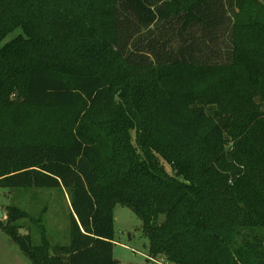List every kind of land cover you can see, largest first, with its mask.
I'll use <instances>...</instances> for the list:
<instances>
[{
	"label": "trees",
	"instance_id": "1",
	"mask_svg": "<svg viewBox=\"0 0 264 264\" xmlns=\"http://www.w3.org/2000/svg\"><path fill=\"white\" fill-rule=\"evenodd\" d=\"M240 12L238 0H0V42L22 30L0 45V188L69 201L66 244L47 238L46 207L6 206L0 229L32 264H116V204L167 264H264V0ZM212 69L251 76L199 72ZM26 218L37 244L17 231Z\"/></svg>",
	"mask_w": 264,
	"mask_h": 264
},
{
	"label": "rangeland",
	"instance_id": "2",
	"mask_svg": "<svg viewBox=\"0 0 264 264\" xmlns=\"http://www.w3.org/2000/svg\"><path fill=\"white\" fill-rule=\"evenodd\" d=\"M243 15L252 3V0H238ZM22 33L17 28L8 33L0 42V45L10 41L16 35ZM117 65L110 62L108 77L110 82L117 80L119 73ZM201 74L207 75L210 82L224 81L228 76L235 80H248L250 73L247 69L230 71L228 69L200 70ZM143 71L141 72V77ZM222 81V82H223ZM211 109L214 107L211 106ZM170 171V168L166 166ZM10 203L16 204L31 214L37 215L44 207L42 222L45 226L46 236L52 244H66L69 241V201L68 196L58 187L51 188H0V219H7L6 206ZM114 236H113V258L116 264H154L147 257L148 239L142 231L141 219L127 206L116 204L113 207ZM23 226L17 227L20 234L26 233L25 226L32 231V242L39 243L37 227L28 218L19 220ZM27 230V231H28ZM0 264H32L30 259L20 250L10 237L0 229Z\"/></svg>",
	"mask_w": 264,
	"mask_h": 264
},
{
	"label": "built area",
	"instance_id": "3",
	"mask_svg": "<svg viewBox=\"0 0 264 264\" xmlns=\"http://www.w3.org/2000/svg\"><path fill=\"white\" fill-rule=\"evenodd\" d=\"M147 257H148V259H149L150 261H152L154 264H167V263L164 262L162 259H157V258H154V257H150V256H148V255H147Z\"/></svg>",
	"mask_w": 264,
	"mask_h": 264
},
{
	"label": "water",
	"instance_id": "4",
	"mask_svg": "<svg viewBox=\"0 0 264 264\" xmlns=\"http://www.w3.org/2000/svg\"><path fill=\"white\" fill-rule=\"evenodd\" d=\"M255 101H258V98H255ZM2 216V211L0 210V217Z\"/></svg>",
	"mask_w": 264,
	"mask_h": 264
}]
</instances>
